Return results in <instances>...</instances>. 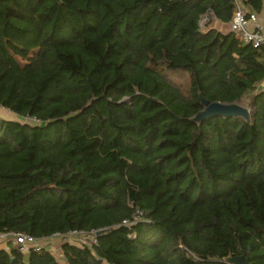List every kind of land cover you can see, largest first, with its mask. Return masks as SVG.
<instances>
[{"label": "trees", "instance_id": "trees-1", "mask_svg": "<svg viewBox=\"0 0 264 264\" xmlns=\"http://www.w3.org/2000/svg\"><path fill=\"white\" fill-rule=\"evenodd\" d=\"M234 8L0 0V108L17 117L0 116V234L97 230L62 243L67 264H264V46L199 25ZM246 97L250 121L193 120L203 98ZM6 245L0 264H60Z\"/></svg>", "mask_w": 264, "mask_h": 264}, {"label": "built area", "instance_id": "built-area-1", "mask_svg": "<svg viewBox=\"0 0 264 264\" xmlns=\"http://www.w3.org/2000/svg\"><path fill=\"white\" fill-rule=\"evenodd\" d=\"M234 11L229 22V27L235 35L239 36L244 42L250 43L253 47L259 48L264 46V11L255 12L251 10L243 0H233ZM209 23V15H205L199 22L200 27H204ZM27 121H33L38 123V120L26 118ZM141 211L136 210L132 219L123 221V225L131 226L141 219ZM97 230L84 231V230H73L67 233H56L51 237L44 239H36L27 234L20 233H7L0 234V243H6L7 241H13L20 245V249L23 252H28L31 248L41 247L40 242L43 240H54L61 239L62 243H76L80 245L91 246L92 243L96 242ZM60 245V246H61Z\"/></svg>", "mask_w": 264, "mask_h": 264}, {"label": "water", "instance_id": "water-1", "mask_svg": "<svg viewBox=\"0 0 264 264\" xmlns=\"http://www.w3.org/2000/svg\"><path fill=\"white\" fill-rule=\"evenodd\" d=\"M204 104V109L194 117V121H202L208 117L212 116H224V117H236L242 116L247 121H250L252 114L244 106L233 102V103H219L211 102L207 99H202ZM226 261L230 264H249L248 259L245 254L227 257Z\"/></svg>", "mask_w": 264, "mask_h": 264}, {"label": "rangeland", "instance_id": "rangeland-1", "mask_svg": "<svg viewBox=\"0 0 264 264\" xmlns=\"http://www.w3.org/2000/svg\"><path fill=\"white\" fill-rule=\"evenodd\" d=\"M216 19L213 16H209V23L207 25L209 26H214L216 24ZM230 28V27H229ZM250 98L246 97L245 98V102L242 106H244L245 108H247L250 113L252 114L253 112V108L249 107L248 103H249ZM0 116L6 118V119H16V115L11 113L10 111H7L6 109L0 108ZM61 239H54V240H43L40 242V245L43 247H47L51 250V252L55 255V257L58 259L60 264H67L66 261L63 258V254H62V250H61ZM3 242H1L0 244H2Z\"/></svg>", "mask_w": 264, "mask_h": 264}, {"label": "crops", "instance_id": "crops-1", "mask_svg": "<svg viewBox=\"0 0 264 264\" xmlns=\"http://www.w3.org/2000/svg\"><path fill=\"white\" fill-rule=\"evenodd\" d=\"M215 22H216V24L214 25V27H216L220 30H223V31H229L230 30L229 23L228 24L220 23L217 20ZM258 88H264V80L261 83H259ZM2 248L7 249L6 243L0 244V249H2Z\"/></svg>", "mask_w": 264, "mask_h": 264}]
</instances>
